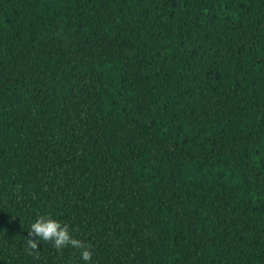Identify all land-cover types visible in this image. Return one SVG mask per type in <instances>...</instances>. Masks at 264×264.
Returning a JSON list of instances; mask_svg holds the SVG:
<instances>
[{
	"label": "trees",
	"instance_id": "1",
	"mask_svg": "<svg viewBox=\"0 0 264 264\" xmlns=\"http://www.w3.org/2000/svg\"><path fill=\"white\" fill-rule=\"evenodd\" d=\"M40 216L87 264H264V0H0V264Z\"/></svg>",
	"mask_w": 264,
	"mask_h": 264
},
{
	"label": "clouds",
	"instance_id": "2",
	"mask_svg": "<svg viewBox=\"0 0 264 264\" xmlns=\"http://www.w3.org/2000/svg\"><path fill=\"white\" fill-rule=\"evenodd\" d=\"M45 241L52 242L58 250L66 246L81 249L80 259L86 264L92 259V252L82 242L73 238L67 225L51 217L40 216L31 223L28 247L37 250L38 244Z\"/></svg>",
	"mask_w": 264,
	"mask_h": 264
}]
</instances>
